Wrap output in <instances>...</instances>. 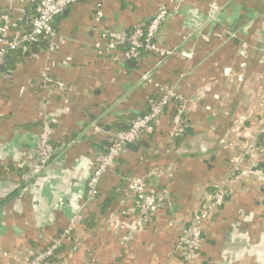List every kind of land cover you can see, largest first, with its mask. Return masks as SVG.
<instances>
[{"label": "crops", "instance_id": "obj_1", "mask_svg": "<svg viewBox=\"0 0 264 264\" xmlns=\"http://www.w3.org/2000/svg\"><path fill=\"white\" fill-rule=\"evenodd\" d=\"M39 1L0 0V16L10 11L18 21L9 37L28 30ZM214 2L219 10L211 19ZM162 3L105 0L97 24L94 2H79L55 19L54 50L33 57L24 49L4 65L0 264H28L30 251L61 236L82 204L96 226H77L81 240L60 264H264V151L258 149L264 128V0H187L160 30L165 47L181 48L161 65L152 54L125 64L98 55L95 45L105 30L130 32L148 23ZM149 71L154 83L175 85L187 98L185 132L172 140L171 117L164 116L153 134L127 146L102 177L99 198L87 202V181L118 125L129 126L156 96L154 85L143 80ZM44 72L69 90L44 93ZM95 122L102 129L96 134ZM46 126L55 154L44 173L24 183ZM136 176L152 191L168 193L152 221L128 241L138 221L131 211L130 180ZM227 179V200L204 223L199 256L183 260L175 252L183 228ZM112 191L118 196L105 207Z\"/></svg>", "mask_w": 264, "mask_h": 264}, {"label": "built area", "instance_id": "obj_2", "mask_svg": "<svg viewBox=\"0 0 264 264\" xmlns=\"http://www.w3.org/2000/svg\"><path fill=\"white\" fill-rule=\"evenodd\" d=\"M162 1L164 3L159 6L157 13L148 23H137L130 32L105 30L101 41L95 45L98 55L114 63L125 64L140 60L144 54H152L158 58V65H161L168 58L179 53L180 47H165L159 41L158 36L163 25L179 12L181 6L187 0ZM79 2H94V22L99 24L102 21L105 0H40L36 8V15L31 19L28 30L11 38L9 34L18 27L17 18L13 17L10 11L1 14L0 72L9 56L26 45H37L44 41L47 43L48 49L54 50L56 48V40L59 37L54 27L55 19ZM211 9L213 10L212 19L219 10L218 3L214 2L211 5ZM191 35L189 34L186 38L189 39ZM182 54L187 58L191 56V54L186 52H182ZM32 56L35 57L36 54ZM226 73L230 74V70H226ZM143 80L154 85L156 97L151 99L148 111L135 116L127 130L113 135L107 151L99 156L97 164L87 181V202H95L99 198V185L102 177L114 167L117 159L123 154L127 146L138 142L144 135L153 134L156 124L171 111L173 113L170 118V138L178 140L185 132V116L188 112L187 98L178 92L175 85L154 83L151 71L144 74ZM238 80L242 81V76H239ZM68 86L54 79L47 72H44L42 75L41 89L44 93L51 94L52 92H58L64 94L69 90ZM92 129L95 134L102 131L97 122L92 125ZM260 135L264 137V128L261 130ZM258 149L261 153L264 151V140ZM54 154L55 149L51 143L50 133L46 126L43 128L38 140L37 163L29 172L23 175L22 179L24 183H31L44 173ZM237 163H242V156L237 159ZM236 170H238V167L233 172ZM230 181L231 179H227L220 186L216 187L212 193L207 194L200 208L195 212L188 225L183 228L175 245V252L183 260L194 261L199 256L203 247L204 223L225 204ZM130 188L134 201V207L131 211L138 216V221L133 232L127 236L126 240L128 241L137 232L138 228L152 221L166 201L168 193L167 190L152 191L145 178L140 176L131 178ZM85 217V204H82L76 210L70 225L60 238L53 239L50 245L43 250L30 251L28 264H48V258L52 257L55 251L65 242H70L76 248L81 239L74 232L77 226L83 224ZM73 251L74 249L68 253H72Z\"/></svg>", "mask_w": 264, "mask_h": 264}, {"label": "trees", "instance_id": "obj_3", "mask_svg": "<svg viewBox=\"0 0 264 264\" xmlns=\"http://www.w3.org/2000/svg\"><path fill=\"white\" fill-rule=\"evenodd\" d=\"M24 49L26 50H29V54L32 56L33 54H37L38 52H39V50H42V49H48V45H47V43L46 42H44V41H42V42H40L39 44H37V46L36 45H29V46H24L23 48H20L18 51H16V52H14V53H20L21 55H22V53H23V51H24ZM14 53H12L10 56H9V58L14 54ZM25 55H27V52L25 53ZM8 58V59H9ZM8 61V60H7ZM6 64V63H5ZM156 97V96H155ZM172 111L168 114V116L169 117H171V115H172ZM135 118V116L134 117H132V119H130V122L129 123H131V121L133 120ZM130 125V124H129ZM128 126V125H127ZM123 127L121 124H119L118 125V128H117V130H118V132H122V131H125V130H127L128 128H129V126L128 127ZM258 140H259V142H258V144H259V146H260V144H261V142H263V140H264V137L263 136H259L258 137ZM257 140V141H258ZM118 160V159H117ZM96 166V165H95ZM232 179V178H231ZM117 191H112L111 193H110V195H109V199H108V203H106V205H105V207H108L109 206V204H110V201L111 200H113L114 198H117ZM87 212V211H86ZM94 218L93 217H89V215H88V213H86V217H85V220H84V222H83V226H85V228H86V231H90V228H94L95 226H96V223L94 222V220H93ZM74 234H75V232H74ZM56 238H60V236L59 237H56ZM56 238H54V239H56ZM72 242V241H71ZM51 243V242H50ZM50 245V244H49ZM48 245V246H49ZM75 246L73 245V244H70V242H65L60 248H58L56 251H55V254L52 256V257H50V258H48V260H47V262H48V264H60L61 262H62V260L64 259L63 258V254H64V252H66L68 249H69V251H72L73 249L75 250L76 248H74ZM45 249V248H44ZM43 250V249H42ZM39 251V250H38Z\"/></svg>", "mask_w": 264, "mask_h": 264}, {"label": "water", "instance_id": "obj_4", "mask_svg": "<svg viewBox=\"0 0 264 264\" xmlns=\"http://www.w3.org/2000/svg\"><path fill=\"white\" fill-rule=\"evenodd\" d=\"M66 12V11H65ZM4 71V66H2V68H1V72H3Z\"/></svg>", "mask_w": 264, "mask_h": 264}, {"label": "rangeland", "instance_id": "obj_5", "mask_svg": "<svg viewBox=\"0 0 264 264\" xmlns=\"http://www.w3.org/2000/svg\"><path fill=\"white\" fill-rule=\"evenodd\" d=\"M263 153V152H262Z\"/></svg>", "mask_w": 264, "mask_h": 264}]
</instances>
